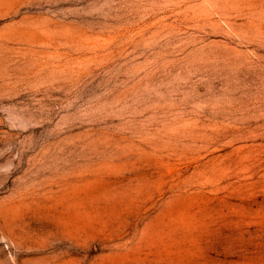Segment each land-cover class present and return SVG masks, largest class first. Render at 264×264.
Masks as SVG:
<instances>
[{
	"label": "rangeland",
	"instance_id": "374dc122",
	"mask_svg": "<svg viewBox=\"0 0 264 264\" xmlns=\"http://www.w3.org/2000/svg\"><path fill=\"white\" fill-rule=\"evenodd\" d=\"M0 264H264V0H0Z\"/></svg>",
	"mask_w": 264,
	"mask_h": 264
}]
</instances>
